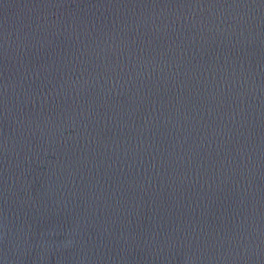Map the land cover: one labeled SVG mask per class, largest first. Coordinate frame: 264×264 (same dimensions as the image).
Segmentation results:
<instances>
[{"label":"water","instance_id":"obj_1","mask_svg":"<svg viewBox=\"0 0 264 264\" xmlns=\"http://www.w3.org/2000/svg\"><path fill=\"white\" fill-rule=\"evenodd\" d=\"M0 264H264V0H0Z\"/></svg>","mask_w":264,"mask_h":264}]
</instances>
